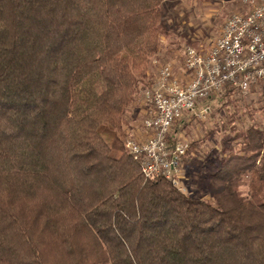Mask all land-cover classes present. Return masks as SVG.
<instances>
[{
    "label": "trees",
    "instance_id": "16d2710c",
    "mask_svg": "<svg viewBox=\"0 0 264 264\" xmlns=\"http://www.w3.org/2000/svg\"><path fill=\"white\" fill-rule=\"evenodd\" d=\"M168 1L0 0V264H264L263 127L193 161L205 199L125 147Z\"/></svg>",
    "mask_w": 264,
    "mask_h": 264
},
{
    "label": "built area",
    "instance_id": "2783aa9c",
    "mask_svg": "<svg viewBox=\"0 0 264 264\" xmlns=\"http://www.w3.org/2000/svg\"><path fill=\"white\" fill-rule=\"evenodd\" d=\"M243 3L248 10L227 19L207 53L185 49L186 84L174 77L168 64L160 70L155 85L144 91L148 116L143 126L150 135L144 142L127 140L125 147L146 179L165 177L179 187L177 177L189 144L177 140L170 147L167 138L175 124L190 115L206 117L210 112L206 103L226 91L246 94L264 82V0ZM198 105L204 108L199 111Z\"/></svg>",
    "mask_w": 264,
    "mask_h": 264
},
{
    "label": "rangeland",
    "instance_id": "374dc122",
    "mask_svg": "<svg viewBox=\"0 0 264 264\" xmlns=\"http://www.w3.org/2000/svg\"><path fill=\"white\" fill-rule=\"evenodd\" d=\"M247 10L248 7L244 5L243 0H181L177 3L168 1L162 5V20L169 34L161 36L159 51L148 64L147 79L144 82L146 84L139 86L134 100L139 108L137 110L135 108L131 114L132 121L130 123L124 121L122 125L125 143L127 140L144 142L150 135L143 126L148 116L143 94L146 89L155 85L162 67L172 65L174 77L182 84H186L189 77L184 71L185 49L190 47L198 52L207 53L221 36L227 19ZM226 92L223 96L209 100L210 112L206 117L190 115L185 117L189 119L188 121H185V118L181 120L185 121L183 123L185 125L178 133L177 140L189 144V150L192 145H195V148L182 159L177 177L179 187L176 188L189 196L206 198L195 191L199 166L193 164L194 160L205 164L207 161L212 162L215 156L221 158L228 155L229 152H225V149L237 144L235 141L229 142L234 136L232 133L234 127L239 130H246L254 125L264 128V82L253 85L246 94L233 90ZM178 123L173 127L171 135L176 133ZM235 148L234 152H238L240 146L236 145ZM248 182L249 177H244L243 183ZM241 190L248 193V185H244Z\"/></svg>",
    "mask_w": 264,
    "mask_h": 264
},
{
    "label": "crops",
    "instance_id": "0c3cea01",
    "mask_svg": "<svg viewBox=\"0 0 264 264\" xmlns=\"http://www.w3.org/2000/svg\"><path fill=\"white\" fill-rule=\"evenodd\" d=\"M209 102V101H208ZM206 103V106H208L209 107V103ZM148 107V106H147ZM135 108H136V110H137V108H139V106H138V104H137V102H133V104H132V106L129 108V109H127V112H126V114H125V121H126V123L128 122V123H130L131 121H132V113H134V111H135ZM202 108H204L202 105H198V110L200 111ZM209 109H210V107H209ZM185 121H188L189 119L188 118H185L184 119Z\"/></svg>",
    "mask_w": 264,
    "mask_h": 264
}]
</instances>
